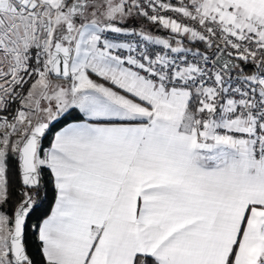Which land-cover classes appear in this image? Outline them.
I'll list each match as a JSON object with an SVG mask.
<instances>
[{"label": "snow or ice", "instance_id": "obj_1", "mask_svg": "<svg viewBox=\"0 0 264 264\" xmlns=\"http://www.w3.org/2000/svg\"><path fill=\"white\" fill-rule=\"evenodd\" d=\"M0 264H264V0H0Z\"/></svg>", "mask_w": 264, "mask_h": 264}]
</instances>
